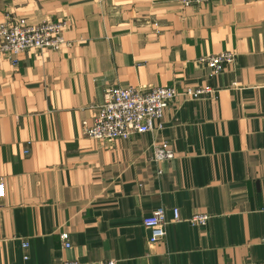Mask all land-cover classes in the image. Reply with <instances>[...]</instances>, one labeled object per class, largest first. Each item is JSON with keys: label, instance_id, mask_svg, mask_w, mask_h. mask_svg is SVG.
Here are the masks:
<instances>
[{"label": "crops", "instance_id": "1", "mask_svg": "<svg viewBox=\"0 0 264 264\" xmlns=\"http://www.w3.org/2000/svg\"><path fill=\"white\" fill-rule=\"evenodd\" d=\"M184 1L0 0V24L68 25L59 51L0 67V264H264V0ZM225 52L218 74L199 62ZM112 85L215 93L177 98L150 133L93 140Z\"/></svg>", "mask_w": 264, "mask_h": 264}, {"label": "built area", "instance_id": "2", "mask_svg": "<svg viewBox=\"0 0 264 264\" xmlns=\"http://www.w3.org/2000/svg\"><path fill=\"white\" fill-rule=\"evenodd\" d=\"M206 0H185V4L201 3ZM66 22L33 25L13 16H6L0 24V67L4 60L16 65L19 57L34 49L49 48L59 51L66 44L64 33ZM235 54L230 52L199 59L214 74L222 72L226 65L235 61ZM215 92L210 88L187 89L178 91L172 87L132 88L107 86L103 92V101L95 107L92 126L86 129V136L93 140L112 142L117 139L127 140L137 134H147L154 130L156 121L161 120L165 111L179 97L189 100L211 97ZM27 153V152H26ZM174 159V153L165 145L154 146L156 162ZM6 197V188L0 182V200ZM208 215L197 214L191 220L193 225L205 226ZM179 210H174V221H180ZM166 212L163 207L155 209L143 220L149 230V244L155 245L164 240L167 228ZM64 247L69 248V236L61 234ZM66 264H80L69 262ZM102 264H116L114 261Z\"/></svg>", "mask_w": 264, "mask_h": 264}]
</instances>
